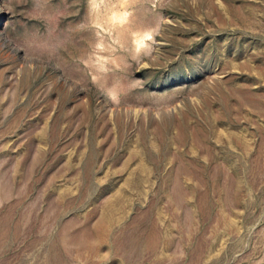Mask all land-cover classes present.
Masks as SVG:
<instances>
[{"label": "rangeland", "instance_id": "obj_1", "mask_svg": "<svg viewBox=\"0 0 264 264\" xmlns=\"http://www.w3.org/2000/svg\"><path fill=\"white\" fill-rule=\"evenodd\" d=\"M0 264H264V0H0Z\"/></svg>", "mask_w": 264, "mask_h": 264}]
</instances>
